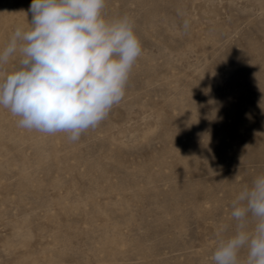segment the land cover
<instances>
[{"label":"rangeland","instance_id":"obj_1","mask_svg":"<svg viewBox=\"0 0 264 264\" xmlns=\"http://www.w3.org/2000/svg\"><path fill=\"white\" fill-rule=\"evenodd\" d=\"M31 3L0 0V49ZM102 12L134 21L142 55L99 126L70 142L0 108V264H213L232 200L264 174V0Z\"/></svg>","mask_w":264,"mask_h":264},{"label":"clouds","instance_id":"obj_2","mask_svg":"<svg viewBox=\"0 0 264 264\" xmlns=\"http://www.w3.org/2000/svg\"><path fill=\"white\" fill-rule=\"evenodd\" d=\"M105 4L32 0L30 30L18 27L0 49V69L19 56L12 70L0 71V108L18 127L77 142L121 103L142 46L134 21L107 19ZM230 216L233 230L218 239L213 264H264V174L238 192Z\"/></svg>","mask_w":264,"mask_h":264}]
</instances>
